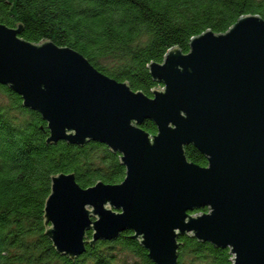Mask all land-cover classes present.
I'll return each instance as SVG.
<instances>
[{"label":"water","instance_id":"obj_1","mask_svg":"<svg viewBox=\"0 0 264 264\" xmlns=\"http://www.w3.org/2000/svg\"><path fill=\"white\" fill-rule=\"evenodd\" d=\"M14 24L0 23V83L45 119L44 142L98 140L124 165L116 183L49 174L42 223L57 252L73 258L129 229L154 264L177 263L183 233L227 246L228 264H264L263 16L239 14L224 31L190 36L187 51L174 44L150 59V95ZM149 118L150 133L139 125ZM186 143L206 164L186 158Z\"/></svg>","mask_w":264,"mask_h":264},{"label":"trees","instance_id":"obj_2","mask_svg":"<svg viewBox=\"0 0 264 264\" xmlns=\"http://www.w3.org/2000/svg\"><path fill=\"white\" fill-rule=\"evenodd\" d=\"M250 12L264 17V0H0V23L15 26L19 20V36L77 49L96 69L147 95L159 84L146 67L150 59L161 61L174 44L187 51L193 34L206 27L224 31L239 14ZM0 89L9 97L0 105V264H117L120 253L133 256L121 264H154L137 238L125 235L129 229L115 238L85 242L84 251L73 258L55 250L42 223L49 174L72 170L81 187L96 179L116 183L124 176V165L117 151L98 140L44 142L45 119L22 105L9 86L0 83ZM139 125L149 133L156 130L150 118ZM183 148L187 159L206 164L191 143ZM85 233L91 235L89 229ZM178 239L176 264L230 261L227 246L186 233Z\"/></svg>","mask_w":264,"mask_h":264},{"label":"rangeland","instance_id":"obj_3","mask_svg":"<svg viewBox=\"0 0 264 264\" xmlns=\"http://www.w3.org/2000/svg\"><path fill=\"white\" fill-rule=\"evenodd\" d=\"M8 101H9L8 95L2 89H0V105H5L6 103H8ZM119 256L120 258L117 264H121L122 259H125L126 261L128 260V262H130L133 258V256L129 255L128 253H125V255L120 253Z\"/></svg>","mask_w":264,"mask_h":264}]
</instances>
